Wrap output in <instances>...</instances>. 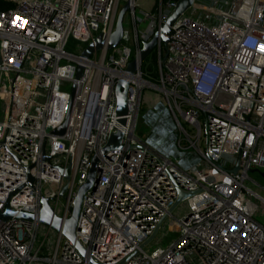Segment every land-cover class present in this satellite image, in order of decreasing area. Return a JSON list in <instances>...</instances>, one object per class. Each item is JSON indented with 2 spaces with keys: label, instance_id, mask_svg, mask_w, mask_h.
I'll use <instances>...</instances> for the list:
<instances>
[{
  "label": "built area",
  "instance_id": "2783aa9c",
  "mask_svg": "<svg viewBox=\"0 0 264 264\" xmlns=\"http://www.w3.org/2000/svg\"><path fill=\"white\" fill-rule=\"evenodd\" d=\"M6 1L11 7L0 12V213L7 203L32 220L0 221V264H264V225L253 220L264 215V199L247 186H257L249 173H264V0H193L170 27L164 59L160 45L152 50L151 79L137 53L178 0ZM120 1L127 4L131 36L122 29L119 43L107 50ZM97 35L101 49L81 58ZM69 39L79 53L66 50ZM132 59L135 70L127 74ZM117 80L127 83L123 125L115 115ZM71 87L65 131L51 135L64 121ZM144 88L164 98L187 143L181 147L178 139L177 149L197 154L192 167L181 169L135 137ZM115 132L120 148L99 155ZM93 155L100 171L82 197L74 230L84 255L59 233L48 248V227L37 241L39 200L67 219ZM177 190L190 195L174 219ZM59 198L64 204L56 214ZM168 218L167 232L177 237L165 248H140Z\"/></svg>",
  "mask_w": 264,
  "mask_h": 264
},
{
  "label": "water",
  "instance_id": "95a60500",
  "mask_svg": "<svg viewBox=\"0 0 264 264\" xmlns=\"http://www.w3.org/2000/svg\"><path fill=\"white\" fill-rule=\"evenodd\" d=\"M193 0H178L175 3V7L172 13L167 17L162 25L158 27V29L153 33L151 38L140 45L139 51L137 53V63H141L148 54L156 48L158 45L162 48V56L161 60L164 59L166 54V45L168 42V36L171 34L170 27L175 22V20L187 9L191 6ZM127 10V4H123L122 7L117 11L113 29L111 33L108 35L104 46L107 50L114 48L120 41L122 36V20L123 16ZM103 37L101 35H97L91 43L84 47V49L80 53V57L83 59H87L93 52L98 51L103 46ZM136 61L132 59L126 66L125 72L127 74H132L135 70ZM81 73V68L79 66L76 67L74 79H78ZM127 89V83L122 80H117L114 87H113V95L115 99V115L118 118L117 123L120 125L124 124V120L122 117L126 114L127 107L125 101V92ZM74 88L71 87L69 92V101L68 107L66 111V115L62 124L51 132V135L60 137L63 135L66 127L67 122V115L71 100L73 98ZM120 141H121V134L119 132H115L114 134H110L99 151V155L101 156H109L112 151L118 150L120 148ZM42 160H46L47 158L44 156L43 152L41 154ZM27 170V169H26ZM100 171V164L97 155H93L90 159V166L87 173V178L85 183L79 187L76 191L75 196L71 200V210L69 217L65 220H61L57 218L52 209L48 206V200L44 198H40V209L37 215V222L44 227H48L55 233H59L65 240L70 242L74 249L78 252L80 256L84 255L83 249L80 245L74 241V230L77 226V217L80 210V204L82 197L84 196L85 192L91 190L95 186V182L98 178V173ZM236 168H234L231 172L234 173ZM261 177L264 179V173L260 174ZM62 176L65 180H67V173L64 171L62 172ZM31 182V179L28 178V183ZM66 187H62L60 191V196L65 191ZM190 194L182 193L181 191L177 190V197L173 206L171 207L170 211L177 206L184 197L189 196ZM11 217H15L16 219L31 221L32 217L29 214L25 213H17L14 214L13 211L8 209L7 203L4 204L3 212L0 213V221L5 222L6 220L10 219ZM163 220V219H162ZM160 224V223H159ZM159 224L156 226L155 230L149 236V238L140 246L142 248L147 243H149L152 238L154 237ZM88 264H94L91 260L88 261Z\"/></svg>",
  "mask_w": 264,
  "mask_h": 264
},
{
  "label": "rangeland",
  "instance_id": "374dc122",
  "mask_svg": "<svg viewBox=\"0 0 264 264\" xmlns=\"http://www.w3.org/2000/svg\"><path fill=\"white\" fill-rule=\"evenodd\" d=\"M123 2H119L118 10L122 7ZM135 16H138V13L135 12ZM122 29L123 34L125 36L130 37V27L127 24V15L123 16ZM128 47L133 50V46L130 40L127 41ZM66 50L72 52L73 54L79 53L80 46L77 45L71 39L68 40ZM162 56V51H161ZM140 70L143 74L147 75L150 79L156 74V59L154 51H151L148 56L141 62ZM166 115V116H165ZM167 117V118H166ZM180 126L185 130L189 137H194V130L188 128V126L181 123V120L178 118ZM134 135L135 137L142 141L147 147L160 154L161 156L168 158L172 162H177L178 166L181 169H186L188 166L192 167L197 162V154L195 151L190 149L187 152H183L177 149L175 143L178 139H181L180 144L181 147H185L187 145L184 142L183 137H178L180 135L179 130L177 129L173 118L166 107V103L164 98L160 93L153 89L144 88L141 92L139 109L136 118V123L134 127ZM198 147L200 150H203V132L202 126L200 130V140L198 143ZM179 153H189L187 156H179ZM189 156V157H188ZM187 157V158H185ZM248 178L250 181L255 182L257 186H253L250 182H247V186L251 187L256 193L264 199V179L261 178L258 173H249ZM51 189L55 191V186H51ZM64 204L63 199H58V209L56 210V214L62 209V205ZM185 208L183 204H178L175 209L172 211V217L174 219H179ZM253 220L261 225H264V215H260L258 212L254 215ZM168 219L161 224L160 228L156 231L153 239L143 248L144 251H150L155 247L165 248L167 244L174 240L177 237V233L175 232H167V223ZM46 228L44 226H40L38 229L37 241L42 238V233ZM56 233L49 229L48 236L46 238V247L51 248L55 242ZM36 246V245H34ZM44 247V249L46 248ZM42 249V251H44Z\"/></svg>",
  "mask_w": 264,
  "mask_h": 264
},
{
  "label": "trees",
  "instance_id": "16d2710c",
  "mask_svg": "<svg viewBox=\"0 0 264 264\" xmlns=\"http://www.w3.org/2000/svg\"><path fill=\"white\" fill-rule=\"evenodd\" d=\"M10 7H11V4L8 3L6 0H0V12L6 11ZM154 77H152V78H154Z\"/></svg>",
  "mask_w": 264,
  "mask_h": 264
},
{
  "label": "crops",
  "instance_id": "0c3cea01",
  "mask_svg": "<svg viewBox=\"0 0 264 264\" xmlns=\"http://www.w3.org/2000/svg\"><path fill=\"white\" fill-rule=\"evenodd\" d=\"M165 116H166V115H165ZM166 118H167V117H166ZM181 154H182L183 156L190 155L189 153H184V154H183V153H179V154H178V157H179V156H182ZM188 157H189V156H188ZM185 158H187V157H185ZM190 167H191V166H190ZM190 167L188 166V168H190ZM185 168L188 169L187 167H185ZM183 170H185V169H183Z\"/></svg>",
  "mask_w": 264,
  "mask_h": 264
}]
</instances>
